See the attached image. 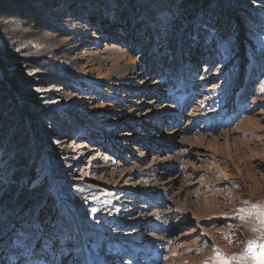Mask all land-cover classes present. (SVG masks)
Listing matches in <instances>:
<instances>
[{"label":"rangeland","instance_id":"rangeland-1","mask_svg":"<svg viewBox=\"0 0 264 264\" xmlns=\"http://www.w3.org/2000/svg\"><path fill=\"white\" fill-rule=\"evenodd\" d=\"M175 1L0 6V238L46 196L73 220L0 264L262 263L264 0Z\"/></svg>","mask_w":264,"mask_h":264},{"label":"trees","instance_id":"trees-1","mask_svg":"<svg viewBox=\"0 0 264 264\" xmlns=\"http://www.w3.org/2000/svg\"><path fill=\"white\" fill-rule=\"evenodd\" d=\"M7 0H1L0 1V6L5 4ZM13 0H9V2H11ZM23 0H18L19 2H22ZM167 4L170 7H175L176 5V1L175 0H166ZM46 4H50L51 1H46L43 2ZM1 9V7H0ZM2 10V9H1ZM6 14L4 13H0V18L1 19H5ZM7 18V17H6ZM128 22H126L124 24V29H128L129 31H134V28L131 27V25ZM114 22H106V26L109 28L113 27ZM133 33V32H132ZM142 36V34H140ZM139 35V36H140ZM144 37H146V34H143ZM252 62H253V66H252V75L256 77V79H261L264 76V70L263 67L264 66V52H260L258 54H252ZM4 72V71H3ZM7 70L4 72V74H7ZM6 82H9V78H6ZM1 83V81H0ZM19 85V84H18ZM20 86V85H19ZM14 87V85H13ZM21 87V86H20ZM14 89L16 90V86L14 87ZM0 91L1 90V86H0ZM22 92V90H19V93ZM4 97L7 98L6 94L3 93L2 94ZM53 176V180L56 183H61V177L59 176V174L54 171L52 173ZM63 197L65 199H68V202H72L70 195H65L63 194ZM6 201H8V198H6ZM5 201V202H6ZM29 205V206H28ZM27 209L26 210H30L29 214H31L33 216V211H39L38 216L31 221L32 218H29V220L27 219H20L19 216L17 218V220L12 221L9 226L7 225V229L5 228V234L4 236H2L0 238V243H2L4 240H8L11 238V236L14 233H18V231H23L24 227H28L30 226V232L32 234H36V235H41L43 233L51 236V237H60L62 234H64L65 227H68L71 225V223H73V220L71 218V216L65 212L63 205L60 204L59 200L56 198V196L53 197H45L42 199H35L33 202L29 203L26 205ZM69 207L72 208L73 213L75 214L76 218L78 220H81V216L80 213L78 211L75 210L74 206L70 205ZM65 214V215H64ZM62 215H64L65 217H62ZM31 216V217H32ZM32 222L31 225H29ZM87 222H83L80 224V227L84 230H90L87 226H86ZM4 229V228H3ZM72 233L75 235L72 240V244L74 247V245L76 246V243H78L79 241V235L77 234L76 230L74 227H72L71 229ZM23 234V233H22ZM99 240H95V239H89L86 241L87 244V249L90 251V253L92 255L98 256V257H102L101 254V250L100 248H98L96 245L98 244ZM100 243V242H99ZM79 264H83V261H79Z\"/></svg>","mask_w":264,"mask_h":264},{"label":"bare ground","instance_id":"bare-ground-1","mask_svg":"<svg viewBox=\"0 0 264 264\" xmlns=\"http://www.w3.org/2000/svg\"><path fill=\"white\" fill-rule=\"evenodd\" d=\"M260 254H261V261H262L261 264H263V261H264V241H263L262 244H261ZM261 261H260V262H261Z\"/></svg>","mask_w":264,"mask_h":264},{"label":"snow or ice","instance_id":"snow-or-ice-1","mask_svg":"<svg viewBox=\"0 0 264 264\" xmlns=\"http://www.w3.org/2000/svg\"><path fill=\"white\" fill-rule=\"evenodd\" d=\"M165 29L167 30V25H165ZM93 212H96V209H92ZM226 219V218H225Z\"/></svg>","mask_w":264,"mask_h":264},{"label":"water","instance_id":"water-1","mask_svg":"<svg viewBox=\"0 0 264 264\" xmlns=\"http://www.w3.org/2000/svg\"><path fill=\"white\" fill-rule=\"evenodd\" d=\"M263 264H264V261H263Z\"/></svg>","mask_w":264,"mask_h":264}]
</instances>
